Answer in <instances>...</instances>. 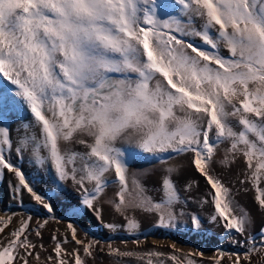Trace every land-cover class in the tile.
<instances>
[{
    "label": "snow or ice",
    "instance_id": "6c2138e0",
    "mask_svg": "<svg viewBox=\"0 0 264 264\" xmlns=\"http://www.w3.org/2000/svg\"><path fill=\"white\" fill-rule=\"evenodd\" d=\"M182 159L202 191L185 178L181 194L184 165L172 162ZM137 161L160 168L133 169ZM5 170L13 199L27 193L52 219L66 183L79 200L62 209L66 229L52 233L47 255L48 219L33 227V214L0 215V264H88L97 251L112 264H201L200 250L175 242L171 252L138 250L147 234L137 213L177 231L190 216L185 230L200 232L192 201L233 245L210 264H254L264 227L251 231L237 197L251 193L264 218V0H0V180ZM104 204L125 221L104 226L136 237L137 249L79 238L78 220L86 210L102 219Z\"/></svg>",
    "mask_w": 264,
    "mask_h": 264
},
{
    "label": "bare ground",
    "instance_id": "6f19581e",
    "mask_svg": "<svg viewBox=\"0 0 264 264\" xmlns=\"http://www.w3.org/2000/svg\"><path fill=\"white\" fill-rule=\"evenodd\" d=\"M11 127H12L11 136L15 141L17 137V133L15 131L16 126L12 125ZM15 159H16V154L15 152H13V160ZM172 163H179L184 165L182 174L178 178L179 180L178 187L181 188L182 195L185 194L183 192V181L185 178L199 179L200 190L202 191L204 181L202 178H199L197 174L192 172L187 167L186 159H182L180 161H173ZM22 166L25 172H30L32 170L31 165L27 161V158H25ZM156 166H160V165L156 164ZM158 169L159 168H156L153 169L152 171H158ZM12 179H13L12 174H8L7 170H5V176L3 177L2 180H0V215H4L7 212L33 214V221H32L33 227L36 226L37 220L43 221L44 219H48V224L46 228L43 230V243L45 247L48 249V252L44 253V255L52 253V248L54 247V244L51 242V235L53 232L57 230H59V233L65 232L67 221L62 218L63 217L62 209L69 205V201H68L69 197L67 195L72 194L70 189L72 188L73 191L75 189L72 187L71 182H68L64 185L65 191L58 195H55L54 198L52 199L51 203L55 208L54 215L57 219H60L61 221L57 223V219L50 218L49 214L43 208L37 206L35 204V201L31 200L30 196L27 193L23 197L22 204H20L17 200L13 199L12 190L9 187V180ZM225 179L230 181L234 179V177L231 174H226ZM146 183L149 186H151L152 184L155 183V178L149 177L146 180ZM48 187H51V185L48 184L37 185V188L41 191L45 190ZM196 194H197V190L194 187L192 190V195L195 196ZM49 195H52V193H49ZM65 196H67L68 198L64 200ZM237 199L249 209L252 216L255 218L254 233L258 232L261 227H264V218H262L261 213L257 210V207L253 202L252 194L249 193L245 195L241 193L238 195ZM187 211L190 213L199 214L202 220L204 221L203 228L200 232L185 230L184 228L185 224L187 229H191L192 227L190 216L186 217L185 220L181 222L182 227L180 230L177 231V230L154 228L153 225L155 224V217L137 213L136 217L140 222V233L147 234V240L139 246L138 250H146L152 247H157L158 250L160 251L171 252L173 251V249L171 248V243L175 242L177 248L182 249L184 253H188L190 250L192 252H195L196 250H200L203 253V256L202 257L195 256L194 258L201 261L202 264H210L208 258L218 255L216 253L217 248H226L227 249L226 251L233 250V245L230 244L229 240L226 239L225 236L223 235L224 229L222 227H216L214 225H211L207 222V218L205 216V213L208 211L207 206H205V208L202 210L199 207V205L193 201V204L192 202H189L187 206ZM5 219H7V216H5ZM19 220H20V216L16 215L13 218V225L15 226L16 224H18ZM108 223L123 225L125 221L122 217L112 212L110 206L107 204L103 205L102 219H97L96 215L92 211L86 210L76 224L79 230L78 236L80 239L86 240L87 238L85 236V231H87L90 235L97 237V239L101 241H105L103 239L108 240L109 238H111L115 247H119L123 249L125 245L121 244L120 241L126 239H123L120 236H125L127 234L125 233L123 228H118L116 230H110L106 228L104 225ZM185 231L186 234L189 233L191 235H194V238H191L190 241L184 240L183 235L185 234ZM213 231L214 232L220 231L222 233V236H218L217 234H214ZM135 238L136 237L132 236L126 240L128 242L127 243L128 249H137V245H134L132 243V240ZM237 238L239 239L241 237H237ZM61 239H63V237H61ZM68 239L69 240L71 239L70 233L68 234ZM140 239L143 240L144 236L141 235ZM154 240L158 242L156 245L153 244ZM73 246L74 243L64 245V247L68 251H71ZM235 250L240 251V249L238 248H236ZM81 254H83L82 249H81ZM88 264H112V260L110 261L108 256H105L103 253L97 251L96 259L95 260L89 259ZM129 264H138V262L135 260H130ZM222 264H228L227 257L224 258Z\"/></svg>",
    "mask_w": 264,
    "mask_h": 264
},
{
    "label": "rangeland",
    "instance_id": "374dc122",
    "mask_svg": "<svg viewBox=\"0 0 264 264\" xmlns=\"http://www.w3.org/2000/svg\"><path fill=\"white\" fill-rule=\"evenodd\" d=\"M223 147V146H222ZM138 164V165H137ZM153 166H155V167H153ZM132 168L133 169H137V168H143V169H149L150 171H152L153 169H156V168H160V166H156V164L154 163V162H147V161H137V162H135L133 165H132ZM71 190V193L72 194H69V195H67V196H65L64 197V200L66 199V198H68V201H69V204H77L78 202H76V201H78L79 200V193L78 192H76V190H72V188L70 189ZM109 194L111 195V191L109 192ZM71 197V198H70ZM63 200V201H64ZM242 205H244L242 202H240ZM192 204H193V201H192ZM245 206V205H244ZM246 207V206H245ZM247 208V207H246ZM248 209V208H247ZM249 210V209H248ZM202 219V218H201ZM190 227V226H189ZM207 227V226H206ZM209 228V227H208ZM205 230V229H204ZM251 231L254 233V231H255V227H254V225L252 226V228H251ZM213 233L214 234H217L218 236H222V233L219 231V232H214L213 231ZM121 238H123V239H128V238H130V237H132V236H128V235H125V236H120ZM174 237H176V236H174ZM183 237H184V240H188V241H190V239L191 238H194V235H191V234H186V231H185V234L183 235ZM97 238V237H96ZM102 239V238H101ZM103 240H107V239H103ZM224 250H227L226 248H223ZM109 260L111 261L112 260V258H110L109 257ZM253 261H254V263H257V264H262V263H264V253H260V254H258V255H256V256H254L253 257ZM202 264V263H201Z\"/></svg>",
    "mask_w": 264,
    "mask_h": 264
}]
</instances>
